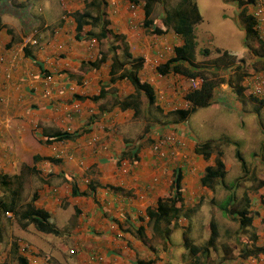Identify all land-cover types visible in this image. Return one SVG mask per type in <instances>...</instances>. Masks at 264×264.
I'll return each mask as SVG.
<instances>
[{
    "label": "crops",
    "instance_id": "obj_1",
    "mask_svg": "<svg viewBox=\"0 0 264 264\" xmlns=\"http://www.w3.org/2000/svg\"><path fill=\"white\" fill-rule=\"evenodd\" d=\"M92 1L0 0V264H168L164 243L179 225L188 239L185 213L200 230L203 199L206 217L235 220L220 205L228 190L256 214L245 232L264 245V103L250 82L264 78V38L244 34L245 49L184 62L215 80L189 127L178 118L190 107L187 77L164 66L185 37L144 29L142 0ZM259 2L245 12L264 25ZM127 72L150 86L151 102L120 78ZM167 137L174 154L160 157L153 145ZM206 167L216 175L202 183ZM177 173L181 213L154 228L147 210L173 194Z\"/></svg>",
    "mask_w": 264,
    "mask_h": 264
},
{
    "label": "trees",
    "instance_id": "obj_2",
    "mask_svg": "<svg viewBox=\"0 0 264 264\" xmlns=\"http://www.w3.org/2000/svg\"><path fill=\"white\" fill-rule=\"evenodd\" d=\"M130 2H133L134 4H137V2H141L140 0H129ZM164 0H142L143 5V12H144V18L142 22V26L144 29L148 30L153 36L155 35H161L164 32L171 31L175 34L186 36L184 43L179 47H174V55L166 62L164 65L168 71L174 72V73H181L184 74L186 77H202L203 78V84L200 86L197 90H191L187 94V100L190 101V107L186 109L180 110L179 119L184 120L186 116L192 111L194 106H201L204 105L211 95V90L215 85V80H212L208 77L210 72H208L206 69H203V66L200 65L202 69H195L188 71V68L184 65V62H193V56L192 52H190V49H188L187 44L189 41L187 40L188 37H191L192 31L194 29V26L200 21L201 17L197 11L196 5L192 3L190 0H182L185 4H183L180 7H176V5L172 8V11L167 12L166 15H162L160 9L157 8V5L162 4ZM178 1V0H177ZM232 3H235L237 7L240 9V15H239V25L243 29L244 34L247 37L254 36L257 37L256 31L254 29V19L248 12L245 11L249 6H251V2L253 0H229ZM88 3L91 5H99L95 4L92 0H88ZM103 3V1H102ZM249 5V6H248ZM172 12V13H171ZM88 15V13L86 12ZM103 13L100 11L98 12V15L91 17L92 22L98 21L100 19V15ZM82 16V15H80ZM106 24V20L104 19L103 25ZM104 34V33H103ZM101 36V37H100ZM99 37H97V42H100L102 38H106L105 35L100 34ZM188 41V42H187ZM192 41V39H191ZM191 44V43H189ZM188 49V50H187ZM203 53L209 54L208 49H203ZM225 55V54H221ZM224 60L220 61V63L224 66L226 63L225 60H228L230 57L223 56ZM219 58V57H217ZM216 59V58H215ZM140 61L138 58L135 59L134 68L139 67ZM232 64V63H231ZM229 65V63L227 64ZM185 66V67H184ZM133 72H135L133 70ZM125 73L124 75L120 76L122 78L123 76L129 77L132 84L136 85L138 89H141L143 94L146 96L147 100L149 102L152 101V90L150 86L144 82H140L136 79L134 73ZM158 72L162 73L165 72L161 67L158 68ZM129 73V74H128ZM134 100V98H133ZM136 101V100H134ZM125 106H130L129 102L127 101L125 103ZM134 108V106H133ZM208 144H202L200 145V148L207 147ZM203 154V153H202ZM208 153H204L203 156L207 157ZM205 175L204 179L202 180V183L205 182V180H211V176L216 175V171L210 169L209 167H206L204 169ZM180 174L177 173L173 177V183H172V190L173 194L169 196H165L163 201L157 204V207L155 210L148 209L147 214L149 218L152 220V227L156 228L157 224L164 219L166 216L171 215L175 218H178V216L181 213V203L182 199L180 197ZM229 201L228 206H225L224 212L227 216L231 215V219H235L238 222V225L243 230L246 227H249L252 223V221L257 217L254 212H250L247 209V206H239L237 207L238 202L235 201V197L233 198H227ZM234 208L236 210H234ZM212 219L208 218L203 225L204 231L206 235L208 236L206 238L205 245L201 248L200 254L206 253L210 248V250L216 249V243L219 242L218 233L216 230V227L213 225ZM52 230V232H55V230ZM254 241H251V243L254 242L253 248L243 250L241 252L242 258H247L249 256H253L254 259L257 258L259 254H264V245H258L255 243L256 236L253 237ZM183 245H186L187 250L189 254L195 255L198 252L197 246L190 243V241L187 238H184L182 241Z\"/></svg>",
    "mask_w": 264,
    "mask_h": 264
},
{
    "label": "rangeland",
    "instance_id": "obj_3",
    "mask_svg": "<svg viewBox=\"0 0 264 264\" xmlns=\"http://www.w3.org/2000/svg\"><path fill=\"white\" fill-rule=\"evenodd\" d=\"M190 1L196 5L197 11L201 17L200 21L194 26L192 34H189L191 37L187 38L189 43H191H188L187 47L188 49L191 47L190 52H192L193 61L196 63L200 62L201 64L206 62L205 65H207L216 58L217 50L221 52L225 49L227 51H240L241 49H245L247 41L243 29L240 28L238 23L240 9L235 3L229 0ZM260 1L264 2V0ZM176 2L177 0H166L165 6L164 3L162 6L167 11H171ZM250 44L255 45L254 42ZM203 49H208L210 53H203ZM247 53L249 54V52ZM191 114L185 118V124H188L189 127L193 126V122L196 118ZM219 188L221 189V187ZM223 193L226 198L239 197L238 193L233 190H228V192H222L221 194ZM201 199H203V197ZM204 200L205 199H203V201ZM203 201L199 205H196L198 211L196 209L194 210L197 222L199 221L200 230L196 227V224L191 221L192 215L190 213L183 214L187 219V223L190 222V225L193 226V230H191V233L188 235V239L190 243L197 246L198 252L195 255H191L186 245L181 244L183 240L181 237V230L187 225H179V227L173 231L170 239L164 243L166 262H168V264H252L253 256L248 258L241 257V252L253 248L254 244V242L251 243V241L254 240L248 238L245 232V230H248V227H246L243 232L236 220H229L221 216L215 219L216 222L213 219L211 220L218 231L217 235L219 237V242L218 244L216 243V249L210 250V248L204 255L203 253L200 254L201 248L205 245L206 238L208 237L202 229V222L208 219L206 215L211 207L209 201H204V203ZM204 204H206L205 207ZM228 204L229 201L224 200L220 205L225 207ZM241 204H243V202H241ZM242 237H244V239H242ZM239 238L241 239L239 240ZM254 263H256V261H254Z\"/></svg>",
    "mask_w": 264,
    "mask_h": 264
},
{
    "label": "built area",
    "instance_id": "obj_4",
    "mask_svg": "<svg viewBox=\"0 0 264 264\" xmlns=\"http://www.w3.org/2000/svg\"><path fill=\"white\" fill-rule=\"evenodd\" d=\"M258 4V5H256ZM254 5V15L257 18L258 21H261L262 16H264V2H259ZM254 29L260 35L262 38H264V25H261L259 22L254 23ZM34 31H28L25 35L22 36L21 41L23 44L26 43H34L33 39ZM203 78L202 77H187V83L188 87L191 90H197L200 88V86L203 84ZM251 91L252 94L256 96H262L263 97V103H264V78H261L257 75H253L251 79ZM165 147L166 151H162L160 147ZM174 142L173 138L167 137L156 144L153 145V149L158 153V156H167V155H172L174 154V148H173ZM73 250H70L69 253H72ZM256 263L255 264H264V255L257 256L255 259ZM254 262V261H253Z\"/></svg>",
    "mask_w": 264,
    "mask_h": 264
}]
</instances>
